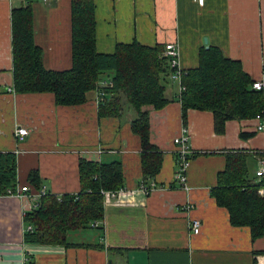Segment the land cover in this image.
I'll list each match as a JSON object with an SVG mask.
<instances>
[{"label": "crops", "instance_id": "1", "mask_svg": "<svg viewBox=\"0 0 264 264\" xmlns=\"http://www.w3.org/2000/svg\"><path fill=\"white\" fill-rule=\"evenodd\" d=\"M25 4L31 7L33 42L41 50L43 66L65 70L71 63L70 0H0V152L15 154L16 186L26 185L27 173L35 169L49 193H76L78 160L85 159L119 161L123 187L138 188L143 180L141 147L131 129L136 117L131 107L123 104L118 116L99 117L96 89L86 93L85 102L72 106L56 105L49 92L12 90L10 10ZM93 4L98 52L133 40L144 45L172 43L178 50L177 66L184 71L198 65L201 47L214 45L239 61L254 82L264 83V0ZM261 90L264 94V86ZM179 91V83L169 79L168 104L161 109L143 107L149 112L150 143L164 154L153 178L160 188L135 194L133 204L104 206L96 226L101 230L70 231L67 242L77 246L67 247L24 243L22 216L34 201L1 195L0 264H264V235L252 240L248 227L230 224L228 211L210 194L229 151L247 154L249 178L254 177L258 160L264 158V129H257L254 117L227 120L223 132L217 133L212 112L192 108L184 126ZM19 127L27 130L21 138L14 132ZM183 129L192 149L189 191L174 179L173 139ZM195 218L201 223L197 234L190 226Z\"/></svg>", "mask_w": 264, "mask_h": 264}, {"label": "trees", "instance_id": "2", "mask_svg": "<svg viewBox=\"0 0 264 264\" xmlns=\"http://www.w3.org/2000/svg\"><path fill=\"white\" fill-rule=\"evenodd\" d=\"M10 26L12 90L49 92L56 105L72 106L85 102L86 93L96 89L99 117L118 116L123 104L131 107L136 115L131 129L140 139L141 177L146 185L158 174L164 154L150 143L149 112L143 107L161 109L168 104L165 92L169 79L180 85L178 99L184 126L190 108L210 110L217 133L223 132L227 120L264 115L263 90L254 88L241 63L217 46L201 47L198 65L180 72L166 55L168 43L144 45L133 40L115 43L110 52H98L93 0H70L71 63L65 70L43 66L41 50L33 42L30 5L11 8ZM77 167L76 193L54 195L47 191L23 214V223L32 227L23 230L24 243L77 246L67 242V233L93 227V221L102 220L100 190L123 187L121 163L79 159ZM249 176L247 154L229 151L210 194L218 206L226 208L230 224L248 227L255 240L264 235V197L259 193L264 179L258 181L256 174L251 179ZM16 177L15 154L0 152V196L15 191ZM23 184L30 192L39 189L35 169L27 173ZM96 228L101 230V226Z\"/></svg>", "mask_w": 264, "mask_h": 264}, {"label": "built area", "instance_id": "3", "mask_svg": "<svg viewBox=\"0 0 264 264\" xmlns=\"http://www.w3.org/2000/svg\"><path fill=\"white\" fill-rule=\"evenodd\" d=\"M43 1L45 2L46 0ZM195 1L200 4L203 3V0H195ZM166 55H168L171 58V64L177 66L178 50L174 44L168 43L166 45ZM178 70L179 72L181 71L179 68ZM175 78L179 79V75L176 74ZM263 86H264L263 81L253 82V87L258 90L262 89ZM255 118L258 120L257 129L263 130L264 115L259 113L256 114ZM14 132L16 136H19V138H21L27 133V130L24 127H19ZM173 142L176 145V150H175L176 172L174 175L175 183L179 188L189 191L190 186L188 184L187 171L190 166V157L192 155V149L189 144V136L187 134V130L183 129V132L180 135L174 137ZM255 174L258 178V181L264 179V158H260L258 160V168L255 170ZM156 188H160V187H158L154 182V180L151 179L148 185H146L143 181H140L138 188L136 189H127L125 187H120L114 190L102 189L100 190V194L102 196L103 207L110 204L125 205V204H133L134 202L136 203V201H134L135 194H142V195L148 194L150 191ZM46 192L47 189L45 185H40L39 189L35 192H30L27 185H21V186H16L14 192H9L6 195L17 198H24V197L31 198L34 201V203L32 204L33 207V205L36 204L37 200ZM259 193L261 196L264 197V183L260 186ZM185 207L187 208L188 204H186ZM100 222L101 221H93L91 223V226L96 227ZM200 225H201L200 220L197 218L192 219V221H190V226L192 228L193 234L199 233ZM24 227H25L24 230L32 229L31 225L29 224H26Z\"/></svg>", "mask_w": 264, "mask_h": 264}, {"label": "water", "instance_id": "4", "mask_svg": "<svg viewBox=\"0 0 264 264\" xmlns=\"http://www.w3.org/2000/svg\"><path fill=\"white\" fill-rule=\"evenodd\" d=\"M204 43H207V39L206 38L204 39ZM206 47H207V45H206Z\"/></svg>", "mask_w": 264, "mask_h": 264}, {"label": "bare ground", "instance_id": "5", "mask_svg": "<svg viewBox=\"0 0 264 264\" xmlns=\"http://www.w3.org/2000/svg\"><path fill=\"white\" fill-rule=\"evenodd\" d=\"M176 165V164H175Z\"/></svg>", "mask_w": 264, "mask_h": 264}]
</instances>
